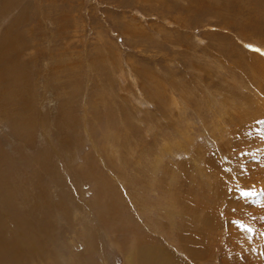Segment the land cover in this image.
<instances>
[{
  "label": "rangeland",
  "instance_id": "374dc122",
  "mask_svg": "<svg viewBox=\"0 0 264 264\" xmlns=\"http://www.w3.org/2000/svg\"><path fill=\"white\" fill-rule=\"evenodd\" d=\"M258 96L264 0H0V264H264Z\"/></svg>",
  "mask_w": 264,
  "mask_h": 264
},
{
  "label": "bare ground",
  "instance_id": "6f19581e",
  "mask_svg": "<svg viewBox=\"0 0 264 264\" xmlns=\"http://www.w3.org/2000/svg\"><path fill=\"white\" fill-rule=\"evenodd\" d=\"M12 26V25H11ZM12 30H6V34H7V32H11ZM4 42L5 43H7V40H4ZM15 43V42H14ZM4 44V43H3ZM12 44V43H11ZM260 45V44H259ZM5 46V45H4ZM12 47V46H11ZM256 47V46H255ZM257 49V48H256ZM257 57V56H256ZM263 60V59H262ZM258 67V66H257ZM259 67H261V66H259ZM256 68V67H255ZM260 71H261V69H260ZM15 78H13V80H14ZM16 81V80H15ZM17 82V81H16ZM255 90L253 89V92H254ZM255 93H257V92H255ZM255 93H254V95H255ZM259 94V93H258ZM254 98H255V96H254ZM221 101V100H220ZM218 103V102H217ZM239 103V102H238ZM222 104V103H221ZM236 104V103H235ZM218 105H220V102L218 103ZM217 105V106H218ZM251 105H252V101H251ZM221 106V105H220ZM253 107H254V111L255 112H253V113H250V114H252V115H254V114H257V115H262V112H261V110H258V108L257 107H262V106H264V103H263V101L261 100V98L258 96L257 97V99H256V103L254 104V105H252ZM219 107V106H218ZM217 107V108H218ZM244 107V106H243ZM242 107V108H243ZM251 108V107H250ZM264 110V109H263ZM235 114V116H232L233 114H230V113H232V112ZM240 111H242L241 109H240V106L238 107V106H233V105H225V106H223V109L221 108V110H220V112H219V119H220V116L221 115H223L224 116V119L225 118H227V119H229V118H231L230 120H234L236 117H238L237 119H240V114H239V112ZM250 112V111H249ZM249 112L247 113V109H243V111H242V114H243V117H247V116H249L250 114H249ZM264 113V112H263ZM216 114V113H215ZM214 115V114H213ZM215 116V115H214ZM242 117V116H241ZM216 118V117H215ZM234 118V119H233ZM249 118V117H248ZM212 119V118H211ZM223 119V118H222ZM236 119V120H237ZM214 119H212V121H213ZM218 119H216V121H217ZM236 120H234V121H236ZM245 120V119H244ZM210 122H211V120H209ZM215 121V123H217V122H219V121H217L216 122ZM224 121V120H223ZM221 122V121H220ZM226 122V121H225ZM223 123V122H222ZM220 124V123H219ZM218 125V124H217ZM179 126V125H178ZM180 127V126H179ZM182 127V126H181ZM192 127V126H191ZM194 128V127H193ZM197 128H199V127H197ZM183 129V128H182ZM201 129V128H200ZM197 130V129H196ZM199 130V129H198ZM203 130V129H202ZM199 131H201V130H199ZM197 132V131H196ZM204 133H205V131H203ZM202 134V133H201ZM218 134V133H217ZM195 135V134H194ZM198 135V134H197ZM181 136V135H180ZM179 136V137H180ZM199 137V136H198ZM203 138V137H202ZM169 140V139H168ZM186 141V140H185ZM166 144V143H165ZM173 144V143H172ZM177 144V143H176ZM188 144V143H187ZM178 145V144H177ZM201 145V144H200ZM168 146H169V143H167V148H168ZM182 146V145H181ZM208 147V146H207ZM223 156V155H222ZM157 166V165H156ZM154 168V167H153ZM175 173V172H174ZM173 175V174H172ZM175 175V174H174ZM173 184V183H172ZM108 211V210H107ZM106 211V212H107ZM154 253V252H153Z\"/></svg>",
  "mask_w": 264,
  "mask_h": 264
},
{
  "label": "snow or ice",
  "instance_id": "6c2138e0",
  "mask_svg": "<svg viewBox=\"0 0 264 264\" xmlns=\"http://www.w3.org/2000/svg\"><path fill=\"white\" fill-rule=\"evenodd\" d=\"M237 187H239V186L237 185ZM254 195H256V193L254 191L243 190V189H241L239 191V196H241V197H250V196H254Z\"/></svg>",
  "mask_w": 264,
  "mask_h": 264
}]
</instances>
